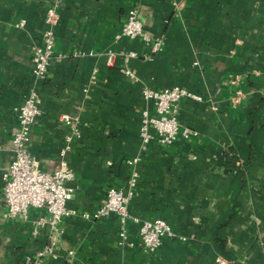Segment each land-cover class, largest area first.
Segmentation results:
<instances>
[{
	"label": "crops",
	"instance_id": "0c3cea01",
	"mask_svg": "<svg viewBox=\"0 0 264 264\" xmlns=\"http://www.w3.org/2000/svg\"><path fill=\"white\" fill-rule=\"evenodd\" d=\"M52 5L59 59L34 85L40 113L28 150L42 170L63 160L73 172L67 207L75 213L56 229L43 208L5 217L3 180L14 107L33 86L31 45ZM131 7L144 32L162 39L158 51L141 38L115 40ZM130 51L136 56L125 60ZM173 86L202 97L176 104L180 125L197 135L170 145L153 140L141 152V113L153 110L142 90ZM64 114L78 118L80 136L61 156L70 132ZM136 156L126 222L132 245L121 246L115 214L92 220L81 213L99 208L108 188L125 187ZM133 218L162 219L174 236L147 253ZM49 245L44 264H264V0H0V264Z\"/></svg>",
	"mask_w": 264,
	"mask_h": 264
},
{
	"label": "built area",
	"instance_id": "2783aa9c",
	"mask_svg": "<svg viewBox=\"0 0 264 264\" xmlns=\"http://www.w3.org/2000/svg\"><path fill=\"white\" fill-rule=\"evenodd\" d=\"M59 20V13L55 6L46 10L45 23L47 28L43 31L39 42L31 45V75L33 86L26 94L22 102L14 107L17 116V128L12 133V158L7 170L3 173L4 201L6 211L4 216L16 218L23 216L29 207L43 208L49 214L48 222L53 229L65 216L75 213L67 207V202L73 196V188L67 185L72 180L73 172L66 162L61 160L52 171L39 168L36 158L28 150L30 129L39 116L40 97L34 85L47 77L48 67L52 61H57L59 56L54 55V27ZM20 27L23 21L18 24ZM115 40L121 38H141L148 43L152 52L162 47V39H151L143 28L139 17V11L135 7L128 10L126 22L114 36ZM108 64L112 63L113 53L109 52ZM128 60L135 57L136 53L130 51L123 54ZM126 76L135 79L131 71L123 69ZM142 95L150 101L153 110L144 109L141 113L139 126L140 150L144 152L150 142L156 140L162 145H170L178 137L189 138L196 136L197 132L187 126H181L177 117L176 104L183 98H191L201 101L202 97L183 87L173 86L159 90L144 87ZM241 92L236 91V98L241 97ZM235 98V99H236ZM63 122L69 126L70 132L64 137V143L60 149L63 156L70 150L72 142L80 136L78 118L73 115L61 116ZM139 156L128 160L132 169L123 188L110 187L107 189L104 203L93 212H82L85 219L96 220L111 213L119 219L118 244L132 245L126 232V222L131 218L128 206L137 185ZM138 225V236L142 248L147 253L155 252L161 245L163 238L173 237L174 232L170 225L162 219L140 220L133 218ZM46 220L39 219L43 224ZM72 254V251L69 252ZM53 255L51 245L38 250L34 255H26L18 264H44L45 258ZM223 263V262H221Z\"/></svg>",
	"mask_w": 264,
	"mask_h": 264
},
{
	"label": "trees",
	"instance_id": "16d2710c",
	"mask_svg": "<svg viewBox=\"0 0 264 264\" xmlns=\"http://www.w3.org/2000/svg\"><path fill=\"white\" fill-rule=\"evenodd\" d=\"M229 155H231L230 152L228 153V152L225 151L224 156H225L227 159H230V158L232 157V156L230 157Z\"/></svg>",
	"mask_w": 264,
	"mask_h": 264
}]
</instances>
